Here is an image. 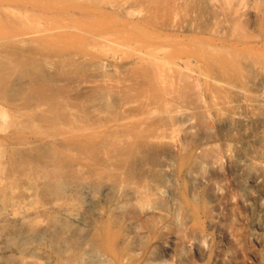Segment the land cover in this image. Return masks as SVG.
I'll return each mask as SVG.
<instances>
[{"label": "bare ground", "instance_id": "bare-ground-1", "mask_svg": "<svg viewBox=\"0 0 264 264\" xmlns=\"http://www.w3.org/2000/svg\"><path fill=\"white\" fill-rule=\"evenodd\" d=\"M206 244L264 264V0H0V264Z\"/></svg>", "mask_w": 264, "mask_h": 264}, {"label": "rangeland", "instance_id": "rangeland-1", "mask_svg": "<svg viewBox=\"0 0 264 264\" xmlns=\"http://www.w3.org/2000/svg\"><path fill=\"white\" fill-rule=\"evenodd\" d=\"M243 243L244 242L240 243L242 247H243ZM204 249H205V251H203L204 255L195 258L197 264H206L207 256L211 253V251L209 250L207 244L205 245ZM228 260L231 264H252L250 261H247L246 258L242 255L234 254Z\"/></svg>", "mask_w": 264, "mask_h": 264}]
</instances>
